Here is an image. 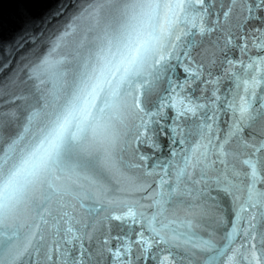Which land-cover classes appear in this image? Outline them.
Listing matches in <instances>:
<instances>
[{"label":"water","instance_id":"1","mask_svg":"<svg viewBox=\"0 0 264 264\" xmlns=\"http://www.w3.org/2000/svg\"><path fill=\"white\" fill-rule=\"evenodd\" d=\"M0 264H264V0H0Z\"/></svg>","mask_w":264,"mask_h":264}]
</instances>
